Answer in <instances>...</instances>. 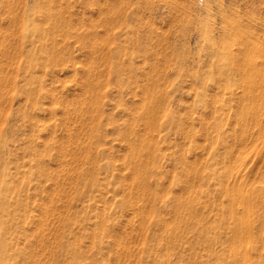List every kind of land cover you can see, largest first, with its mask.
Returning <instances> with one entry per match:
<instances>
[{"label": "rangeland", "instance_id": "1", "mask_svg": "<svg viewBox=\"0 0 264 264\" xmlns=\"http://www.w3.org/2000/svg\"><path fill=\"white\" fill-rule=\"evenodd\" d=\"M0 242L264 264V0H0Z\"/></svg>", "mask_w": 264, "mask_h": 264}, {"label": "bare ground", "instance_id": "2", "mask_svg": "<svg viewBox=\"0 0 264 264\" xmlns=\"http://www.w3.org/2000/svg\"><path fill=\"white\" fill-rule=\"evenodd\" d=\"M226 25H228V26L230 27V25H232V23H230V24L227 23ZM226 25H225V26H226ZM233 25H236V24L234 23ZM225 26H224V27H225ZM228 26H226V27H228ZM237 26H239V25H237ZM240 26H241V25H240ZM239 29H240V27H239ZM243 29H244V28H243ZM243 29H242V31H243ZM228 30H229V29H228ZM233 30H234V29H233ZM245 30H247V29L245 28ZM245 30H244V31H245ZM225 31L227 32L226 29H225ZM229 31H232L231 27H230V30H229ZM229 31H228V32H229ZM234 31H235V30H234ZM234 31H233V35H234ZM235 32H236V31H235ZM248 32H249V31H248ZM230 33H231V32H230ZM230 33H229V34H230ZM240 33H241V32H240ZM243 33H244V32H243ZM244 34H246V33H244ZM244 34H243V35H244ZM237 35H238V34H237ZM230 36H232V35L230 34ZM230 36H229V37H230ZM239 37H240V36H239ZM244 37H245V36H244ZM230 38H231V37H230ZM235 38H237V36H236ZM245 38H246V37H245ZM241 39H242V37H241ZM229 40H230V39H229ZM244 40H245V39H244ZM206 41H207V39H206ZM210 41H211V40H210ZM238 41H239V40H238ZM223 42H225V41H223ZM230 42H231V41H230ZM243 42H244V41H243ZM243 42H242V43H243ZM248 42H250V41H248ZM232 43H233V42H232ZM245 43H247V42H245ZM223 44H225V43H223ZM223 44H222V45H223ZM247 44H248V43H247ZM225 45H226V44H225ZM229 45H230V43H229ZM229 45H228V46H229ZM223 46H224V45H223ZM224 47H225V46H224ZM225 48H226V47H225ZM212 49H213V47L211 48V50H212ZM223 50H224V49H223ZM223 50H222V51H223ZM216 51H217V50H216ZM219 51H220V50H219ZM225 51H226V50H225ZM225 51H224V52H225ZM212 53H213V52H212ZM214 53H215V52H214ZM246 53H248V51H246ZM219 54H220V53H219ZM224 54H225V53H224ZM248 54H249V53H248ZM229 55L231 56V54H229ZM232 55H233V54H232ZM219 56H220V55H219ZM222 56H224L223 53H222ZM222 56H220V57H222ZM215 57H217V55L214 56V58H215ZM220 57H219V58H220ZM228 57H229V56H228ZM234 57H235V55H234ZM234 57H233V58H234ZM230 58H232V57H230ZM230 58H229V59H230ZM229 59L227 58V60H229ZM230 61H231V60H230ZM230 81H231V80H230ZM230 81H228V82H230ZM225 82H227V81L225 80L224 83H225ZM225 84H226V83H225ZM2 250H4V248H3V245H1V242H0V252H1ZM1 253L3 254L2 256L4 257L5 253H3V252H1ZM4 258H5V257H4ZM4 258H3V264H6Z\"/></svg>", "mask_w": 264, "mask_h": 264}]
</instances>
